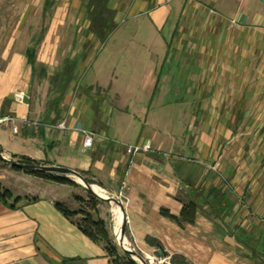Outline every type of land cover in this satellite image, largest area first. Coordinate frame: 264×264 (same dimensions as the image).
<instances>
[{"label": "crops", "instance_id": "crops-1", "mask_svg": "<svg viewBox=\"0 0 264 264\" xmlns=\"http://www.w3.org/2000/svg\"><path fill=\"white\" fill-rule=\"evenodd\" d=\"M130 19L113 55L135 60L132 55L145 51L154 62L136 59L124 72L104 60L93 80L80 84L106 29L115 33ZM75 44L88 61L76 84L48 103L47 67L63 46ZM254 45L264 68V0H0V116L36 122H19L18 132L1 124L0 151L73 168L103 191L124 189L128 232L144 255L158 252L172 264H264V138L222 146L219 124L205 116L202 126L193 116L189 131L182 119L178 126L174 121V102L198 101L206 115L204 100L224 96L216 83L236 79V66L250 64ZM246 84L235 112L248 110ZM13 86L26 93V103L11 98ZM64 118L68 133L44 125ZM85 128L104 137L81 152ZM105 137L126 143L152 138L154 151L128 154ZM215 162L222 169L217 173ZM222 177L228 182L221 190ZM71 179L76 184L13 169L0 159L7 199L0 198V264L109 263L105 243L83 232L82 215H66L57 206L79 210L76 196L88 190ZM102 201L95 215L106 220ZM190 202L196 207L192 223L162 213L178 215Z\"/></svg>", "mask_w": 264, "mask_h": 264}, {"label": "rangeland", "instance_id": "rangeland-1", "mask_svg": "<svg viewBox=\"0 0 264 264\" xmlns=\"http://www.w3.org/2000/svg\"><path fill=\"white\" fill-rule=\"evenodd\" d=\"M105 14L107 11L105 10ZM133 19L128 20V22H124L122 28L114 33V28L106 29L105 33V41L102 45L97 49L95 56L89 60L87 64V70L80 78V84H88L93 80L94 73H96L97 66L101 61L107 60L110 64H115L116 68H124V72L130 69V65L137 61H146L147 64L154 62V57L152 59L151 56H148L145 51H140L139 54L132 57L136 58L128 59L127 54L120 56L118 59L115 58L114 50H118V44L121 43L118 40L119 34L123 31V29L131 24ZM114 33V34H113ZM253 36V35H252ZM256 43V41H255ZM254 43V44H255ZM157 45H155L156 48ZM38 49V47H37ZM70 49V51L68 50ZM82 50L83 46L81 44L75 45H68L63 46L61 53L58 59L51 65L49 68L48 77H45L46 87H49L50 90H53V93H49L48 97H51L49 102L52 101L53 95L56 92L62 90L66 86H72L76 84V80L80 76V73L83 71L84 65L88 58H82ZM156 50V49H155ZM253 52L251 53L250 64L236 66V73L234 76L236 79L228 80L225 78V81H221L220 83H216L217 89H221L224 96L217 97L213 99H206L205 106L207 107V113L204 115L201 110L202 107H197L198 101H184V102H174L178 107L175 111V118L174 121L179 125V120L182 119L184 125L183 127H187L189 131L190 127L194 126L192 123L193 116L196 117L197 121H201L199 126L203 125L204 121L202 118L205 116L206 121L208 123L213 124L214 122L219 124V135L220 141H222V146L227 145L229 140H243V139H258L264 138V68L262 64H258L257 54L260 52V46L254 45ZM246 51V49H245ZM68 52H71L68 53ZM75 53V54H74ZM117 55H120L118 53ZM72 56H79L80 58L72 59ZM151 57V58H150ZM141 59V60H140ZM153 60V61H152ZM145 63V62H144ZM137 64V63H134ZM69 68H71L72 73H69ZM68 71V72H67ZM243 78V80H239L237 78ZM247 83V84H246ZM248 87V91L252 94L248 96V110L235 112L234 104L238 106L239 109L242 108L240 106V94L242 93V88L245 86ZM49 85V86H48ZM66 85V86H65ZM68 87V88H69ZM45 91V89L43 90ZM238 95H235V94ZM48 99L47 96H45ZM189 104V105H188ZM201 104V103H200ZM188 105V106H187ZM218 107V110L214 112V110ZM244 107V106H243ZM199 114V115H198ZM142 116V117H141ZM137 119H144V115H139ZM190 119V120H189ZM195 120V119H194ZM239 127V128H238ZM187 133V132H186ZM211 134V133H210ZM187 136V135H186ZM199 136V134H197ZM196 140V139H195ZM222 149V148H221ZM228 165H232L230 162L226 163ZM211 170L215 173L217 171H221V165L218 163H211ZM233 167V165L231 166ZM215 168V169H213ZM223 178V177H222ZM224 179V178H223ZM225 180V179H224ZM104 193L108 196L118 197L122 200L124 207L126 205L127 199L124 192V189H117L111 191H104ZM84 197H77V201L79 203V209H84L85 211L89 210V202L92 197L88 192L84 191ZM101 202H103L101 200ZM101 202L99 204H101ZM106 203V211H107V219L104 220L111 239H113L114 243L119 246L120 250V243L119 240L116 239L115 235V221H114V214L112 208L115 206L114 202H105ZM98 210V206H97ZM99 211H97L98 213ZM218 212V211H217ZM95 213V214H97ZM82 215V214H81ZM83 217V215H82ZM96 218H100L95 215ZM101 219V218H100ZM127 238L129 239V248L133 250L135 253H138L143 259L145 264H161V263H170L172 262L166 260L162 255L160 256L157 253V259L153 262L149 260H145V255L141 253L138 249L134 247V242L130 232H128V227L126 231ZM153 255V254H152ZM162 260V261H161Z\"/></svg>", "mask_w": 264, "mask_h": 264}, {"label": "trees", "instance_id": "trees-1", "mask_svg": "<svg viewBox=\"0 0 264 264\" xmlns=\"http://www.w3.org/2000/svg\"><path fill=\"white\" fill-rule=\"evenodd\" d=\"M49 7H50V5L48 3V6L45 7V9H44L45 15L47 14L46 10L49 9ZM41 69H42L41 73H42L43 77L46 76L45 67H43ZM69 73L70 74L72 73L71 68H69ZM65 88H62V90L60 91V95H62ZM55 100L57 101V98H55ZM18 160L23 162V163H27V164L31 163L34 165H43L41 162H39L35 159H32L29 156L28 157L19 156ZM12 168L13 169L14 168L19 169L15 166ZM19 170H21V169H19ZM26 172H30V173H33V174L39 176V177H42V178L44 177V178L51 179L54 181H59L62 183L76 184V181L68 178L65 175H60V174L56 175V174H52V173L45 172V171L41 172V171H29L28 170ZM86 180L91 184L94 183L92 180H90L87 177H86ZM227 182L228 181L223 179L221 186H220L221 190H222L223 186L227 185ZM5 192L6 191L5 190L3 191V188L0 185V198L2 200H4L5 202H7ZM90 197H92V198L89 202V210H87V211H85L84 209H79L77 211L72 212L66 206H64L63 204H61L59 202H58L57 206L66 215L72 216L73 214H78V213L83 215V217L81 219V223H80V226L82 227L83 232L87 236H89L92 240L105 243L107 253L110 256V261L108 264H137L135 259L133 258V256H131V254L124 252L122 249L120 250L119 246L114 243L113 239H111L110 234H109V230H108V227H107L105 221L103 219L95 217V213H97V206L99 205L101 200L97 199L92 194H90ZM11 206L14 207V204H11ZM182 208L183 209L181 210V212L178 215H176V214L173 215L169 212L168 209H164V208H162V213L165 216H167L168 218H170L171 220H173V221H175L181 225L188 223V222L192 223L194 221L195 215H196L195 203L190 202L187 205H184Z\"/></svg>", "mask_w": 264, "mask_h": 264}, {"label": "built area", "instance_id": "built-area-1", "mask_svg": "<svg viewBox=\"0 0 264 264\" xmlns=\"http://www.w3.org/2000/svg\"><path fill=\"white\" fill-rule=\"evenodd\" d=\"M213 11V10H212ZM9 95L11 96V98H13L16 102L24 104L26 103V93L24 91L19 90L17 87H11L9 90ZM19 122H23L25 124L29 123H36L31 121L29 118L27 119H20L15 115H2L0 116V125L1 124H10L11 127L13 128L14 132H18L19 127H18V123ZM45 126H49L51 128H57L60 129L62 131H64L65 133L70 132V130H72V127L70 125H68L67 123V119H62L57 121L56 123H44ZM80 132L83 135V142H82V146H81V152H85L86 150L90 149L93 144H94V140L96 137H104L103 135H101L100 133H98L97 130L95 129H90V128H85V129H80ZM107 138V137H105ZM109 139V138H107ZM112 141H115L116 143H118L124 150L125 152H127L128 154H132V153H137V152H152L154 151L153 147H152V143H153V139L152 138H148L146 140H144L142 143H126L120 140H117L114 138L113 139H109ZM215 169V168H213ZM149 260L151 262H153L154 260L157 259V255L155 254H149L146 253L145 254V260Z\"/></svg>", "mask_w": 264, "mask_h": 264}, {"label": "water", "instance_id": "water-1", "mask_svg": "<svg viewBox=\"0 0 264 264\" xmlns=\"http://www.w3.org/2000/svg\"><path fill=\"white\" fill-rule=\"evenodd\" d=\"M0 158L2 160H4L8 165L12 166V167H17L21 170L24 171H45V172H49L52 174H60V175H65L68 178H72L74 177L75 179H77L85 188H87L88 192L90 194H92L94 197H96L99 200H105L108 202H114V203H118L121 207V210H123V220L121 223V237H122V242H124L126 239V230H127V212L124 208V204L122 202V200L118 197H114V196H108L106 194H99L97 193L94 189H93V184L89 183L86 178L77 170L73 169V168H67L65 166H61V165H47V164H43V165H34L31 163H23L21 161H19L18 159H13L9 156H6L5 154H3L0 151ZM121 249L124 252H127L129 254H131V256H133V258L135 259L137 264H145L144 263V259L138 254L135 253L133 250H131L129 247H126L124 244H120Z\"/></svg>", "mask_w": 264, "mask_h": 264}, {"label": "bare ground", "instance_id": "bare-ground-1", "mask_svg": "<svg viewBox=\"0 0 264 264\" xmlns=\"http://www.w3.org/2000/svg\"><path fill=\"white\" fill-rule=\"evenodd\" d=\"M93 189L99 193V194H105L103 189L100 188L99 186L97 185H94L93 184ZM113 210V214H114V221H115V235H116V239L119 240V243L120 244H124L126 247H129V239L127 238V235H126V240L124 242H122V237H121V223H122V220H123V210H121V207L118 203H115V206L112 208ZM162 261V260H161ZM161 264H170V263H161Z\"/></svg>", "mask_w": 264, "mask_h": 264}]
</instances>
